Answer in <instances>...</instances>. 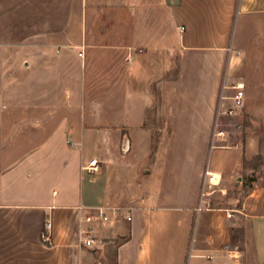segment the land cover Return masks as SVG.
I'll list each match as a JSON object with an SVG mask.
<instances>
[{"label": "crops", "instance_id": "1", "mask_svg": "<svg viewBox=\"0 0 264 264\" xmlns=\"http://www.w3.org/2000/svg\"><path fill=\"white\" fill-rule=\"evenodd\" d=\"M25 1L0 0V264H264V125L210 147L264 0Z\"/></svg>", "mask_w": 264, "mask_h": 264}, {"label": "rangeland", "instance_id": "2", "mask_svg": "<svg viewBox=\"0 0 264 264\" xmlns=\"http://www.w3.org/2000/svg\"><path fill=\"white\" fill-rule=\"evenodd\" d=\"M8 2H14V0H8ZM25 2L29 3L30 1L26 0ZM236 25L234 27L235 31L237 29ZM261 34L262 31L259 28L255 29V27L251 26L245 27V33L243 36L246 38H251L252 40L241 41L240 45L239 41H232L230 47V54L236 56L238 60H236L231 65L229 73L231 82L227 85L228 88H224L225 85L222 88L219 96V104L222 97H224L223 95L232 96L233 91H231V87L234 84L241 82L245 84L246 88L245 107L243 111L238 113L236 117L229 118L221 116L218 119V124L221 129L229 133V136H234V139L236 141L240 140L238 138V135L241 134L243 130L249 131L250 133L256 132V134H259V131L263 129L264 125V120L262 118V116L264 115V38H262ZM238 46L243 48L245 51L243 53H240V51L238 50ZM241 54L243 58L241 59V61H239V57H241ZM255 113H258L261 116L258 122L253 121L250 118V115ZM216 120L214 126L216 125ZM262 135L264 136V133H262ZM262 141H264V138L262 139ZM247 178L250 179L249 176H247ZM216 196L218 197L221 195L217 194ZM97 223H99L98 220ZM106 262H108V264H111L113 262V259L108 258Z\"/></svg>", "mask_w": 264, "mask_h": 264}, {"label": "built area", "instance_id": "3", "mask_svg": "<svg viewBox=\"0 0 264 264\" xmlns=\"http://www.w3.org/2000/svg\"><path fill=\"white\" fill-rule=\"evenodd\" d=\"M185 27H179V32L184 33ZM80 57H84V54H80ZM245 84L238 82L231 87V91H233L232 96H224L222 97L219 107L216 125L212 130L211 137V150L214 149H224L230 147L227 143V138L229 133L219 127L218 119L221 116L233 118L238 115V113L242 112L245 107ZM220 186V178L214 175L209 169H207L204 173V180L202 184L201 194H200V207L199 210H204L210 208V203L207 201L209 197L212 195L219 193L220 190L218 187ZM122 212V209L116 208L110 214L115 215ZM110 214L104 209H98L96 214L89 215L85 218L80 219V224H84L85 227H82L78 233V239L81 246L96 249L99 247L100 243L97 238V231L94 227V223L96 220L100 222H108L110 220ZM228 217H232V213L228 214ZM131 217H128L127 220L131 221ZM52 231H53V222L47 221L45 223V229L43 234V240L45 242H50L52 239Z\"/></svg>", "mask_w": 264, "mask_h": 264}, {"label": "water", "instance_id": "4", "mask_svg": "<svg viewBox=\"0 0 264 264\" xmlns=\"http://www.w3.org/2000/svg\"><path fill=\"white\" fill-rule=\"evenodd\" d=\"M127 151H128V149H127ZM127 151H126V152H127Z\"/></svg>", "mask_w": 264, "mask_h": 264}]
</instances>
